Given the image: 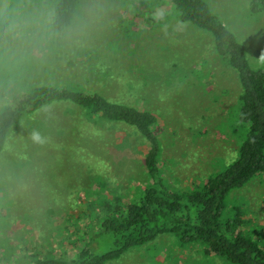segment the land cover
<instances>
[{
    "label": "rangeland",
    "instance_id": "1",
    "mask_svg": "<svg viewBox=\"0 0 264 264\" xmlns=\"http://www.w3.org/2000/svg\"><path fill=\"white\" fill-rule=\"evenodd\" d=\"M208 1L247 46L251 63L264 66V12L252 13L253 0ZM40 8L15 13L11 29L0 30L1 109L17 106L31 88L78 86L151 110L158 116L164 177L179 191L237 158L234 114L242 91L237 74L214 54L209 33L168 20L165 7L159 16L166 23L141 21L140 34L132 37L125 30L131 10L121 0H81L73 26L54 34L51 14ZM145 152L134 129L91 122L71 104L24 119L0 154L4 264H32L31 255L44 249L72 258L76 251L60 235L72 239L75 219L82 216L79 195L97 200L104 190L117 189L134 196L148 182ZM238 196L253 205L248 228H264V179ZM176 244L172 236L161 237L117 264H226L204 258L200 247L183 251Z\"/></svg>",
    "mask_w": 264,
    "mask_h": 264
},
{
    "label": "trees",
    "instance_id": "2",
    "mask_svg": "<svg viewBox=\"0 0 264 264\" xmlns=\"http://www.w3.org/2000/svg\"><path fill=\"white\" fill-rule=\"evenodd\" d=\"M121 2L131 10L125 30L132 37L140 34L137 25L141 21L157 27L162 21L166 23L165 17L212 36L214 54L237 74L242 91L234 114L237 158L202 183H194L188 191H179L170 186L162 171L163 145L157 133L158 116L153 111L112 101L78 86L28 89L17 106L0 108V154L13 128L24 119L55 104H71L91 122L134 129L146 145L144 168L148 177V182L136 188L137 193L131 197L117 189L104 190L97 200L86 198L85 193L79 195L82 216L75 219L72 239L60 235L61 242L69 243L76 254L69 258L44 249L31 255L32 264H117L164 236H172L183 251L200 247L204 258L226 264H264V228H248L253 205L246 197L238 196L264 179V66L251 63L247 46L214 13L208 0ZM32 5L46 9L51 14L50 29L62 34L73 26L81 0H0V30L9 31L17 21L14 14H25ZM165 7L168 13L159 16ZM250 7L252 13L261 14L264 0H253ZM24 29L29 32L32 27L26 25ZM177 63L184 66L182 60ZM83 216L85 223L80 219ZM70 226L71 222L64 231ZM0 264H4L1 257Z\"/></svg>",
    "mask_w": 264,
    "mask_h": 264
}]
</instances>
